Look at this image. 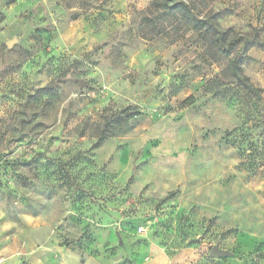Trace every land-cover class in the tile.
Instances as JSON below:
<instances>
[{
  "label": "clouds",
  "instance_id": "obj_1",
  "mask_svg": "<svg viewBox=\"0 0 264 264\" xmlns=\"http://www.w3.org/2000/svg\"><path fill=\"white\" fill-rule=\"evenodd\" d=\"M0 264H264V0H0Z\"/></svg>",
  "mask_w": 264,
  "mask_h": 264
}]
</instances>
